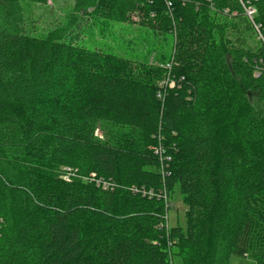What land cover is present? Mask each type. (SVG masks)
Segmentation results:
<instances>
[{"label": "trees", "instance_id": "16d2710c", "mask_svg": "<svg viewBox=\"0 0 264 264\" xmlns=\"http://www.w3.org/2000/svg\"><path fill=\"white\" fill-rule=\"evenodd\" d=\"M90 22L138 24L168 49H90ZM177 185L185 228L166 222ZM173 255L264 264V0H74L47 31L0 25V264Z\"/></svg>", "mask_w": 264, "mask_h": 264}, {"label": "rangeland", "instance_id": "374dc122", "mask_svg": "<svg viewBox=\"0 0 264 264\" xmlns=\"http://www.w3.org/2000/svg\"><path fill=\"white\" fill-rule=\"evenodd\" d=\"M73 6L74 0H49L44 5L34 3L24 5L16 0H0V25L13 26L18 22L32 21L37 32L47 31L63 23L67 12L72 10ZM92 24L90 22L86 35L79 39L80 43L90 49H100L122 57L152 62L157 60L153 50L157 51L160 47L168 49L163 39L149 30H141L138 24L132 26L117 22L109 25ZM162 195L169 208L167 225L185 228L186 203L179 186L175 187L171 196L166 197L164 190ZM171 264L184 263L180 256L173 255ZM230 264H255V262L248 257L233 256Z\"/></svg>", "mask_w": 264, "mask_h": 264}, {"label": "built area", "instance_id": "2783aa9c", "mask_svg": "<svg viewBox=\"0 0 264 264\" xmlns=\"http://www.w3.org/2000/svg\"><path fill=\"white\" fill-rule=\"evenodd\" d=\"M246 13L252 19L253 15L255 13V9L250 8L246 11ZM160 85H161V88L158 91V97L161 99H164L163 87H165L166 85H168L170 87L174 86V82L167 80V81L162 82ZM153 150H154L155 154L159 157L160 162H161V170H162V172H164V169L167 167L168 162L171 161V155L167 152V149L161 143V139H159L158 143H156L153 146Z\"/></svg>", "mask_w": 264, "mask_h": 264}]
</instances>
